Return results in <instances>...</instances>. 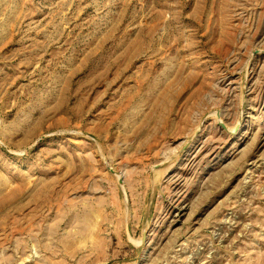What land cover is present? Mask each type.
I'll list each match as a JSON object with an SVG mask.
<instances>
[{
  "label": "rangeland",
  "instance_id": "1",
  "mask_svg": "<svg viewBox=\"0 0 264 264\" xmlns=\"http://www.w3.org/2000/svg\"><path fill=\"white\" fill-rule=\"evenodd\" d=\"M0 264H264V0H0Z\"/></svg>",
  "mask_w": 264,
  "mask_h": 264
},
{
  "label": "bare ground",
  "instance_id": "2",
  "mask_svg": "<svg viewBox=\"0 0 264 264\" xmlns=\"http://www.w3.org/2000/svg\"><path fill=\"white\" fill-rule=\"evenodd\" d=\"M177 201V200H176Z\"/></svg>",
  "mask_w": 264,
  "mask_h": 264
}]
</instances>
